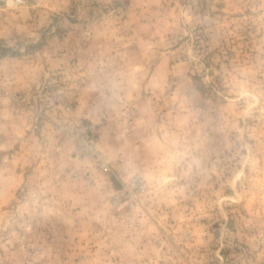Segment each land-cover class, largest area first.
Listing matches in <instances>:
<instances>
[{"label":"rangeland","instance_id":"374dc122","mask_svg":"<svg viewBox=\"0 0 264 264\" xmlns=\"http://www.w3.org/2000/svg\"><path fill=\"white\" fill-rule=\"evenodd\" d=\"M0 264H264V0L0 2Z\"/></svg>","mask_w":264,"mask_h":264},{"label":"built area","instance_id":"2783aa9c","mask_svg":"<svg viewBox=\"0 0 264 264\" xmlns=\"http://www.w3.org/2000/svg\"><path fill=\"white\" fill-rule=\"evenodd\" d=\"M4 1H7V0H0V2H4ZM17 1H19V0H17Z\"/></svg>","mask_w":264,"mask_h":264},{"label":"crops","instance_id":"0c3cea01","mask_svg":"<svg viewBox=\"0 0 264 264\" xmlns=\"http://www.w3.org/2000/svg\"><path fill=\"white\" fill-rule=\"evenodd\" d=\"M10 114V113H9ZM22 125V127H21V129H20V131L22 130V128H23V124H21Z\"/></svg>","mask_w":264,"mask_h":264}]
</instances>
